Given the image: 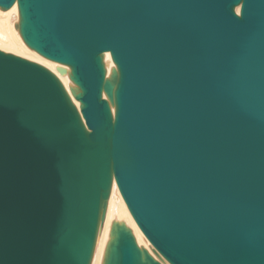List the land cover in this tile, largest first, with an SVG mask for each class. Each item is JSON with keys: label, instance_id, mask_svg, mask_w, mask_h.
Here are the masks:
<instances>
[{"label": "water", "instance_id": "obj_1", "mask_svg": "<svg viewBox=\"0 0 264 264\" xmlns=\"http://www.w3.org/2000/svg\"><path fill=\"white\" fill-rule=\"evenodd\" d=\"M14 4L70 85L0 50V264H92L114 182L102 264H264V0Z\"/></svg>", "mask_w": 264, "mask_h": 264}, {"label": "bare ground", "instance_id": "obj_2", "mask_svg": "<svg viewBox=\"0 0 264 264\" xmlns=\"http://www.w3.org/2000/svg\"><path fill=\"white\" fill-rule=\"evenodd\" d=\"M18 20L19 13L17 4H14V6L8 11L3 12L0 10V50L17 56H21L22 58H27V60H31L33 62L41 64L57 74V64L43 59L37 53H34L30 49H28L23 43L19 34L15 30V24L18 23ZM105 63L109 72L111 68L114 67L109 53L105 55ZM59 77L64 86L69 90L70 81L67 75ZM75 104L79 106L77 102H75ZM115 220L125 222L126 225L132 229L138 245L147 248L151 252L150 248L148 247L149 242L145 240L146 238H144L141 230L134 222L119 192V189L114 182L110 200L108 203L106 219L98 238L92 264H102L105 246L109 240L111 225Z\"/></svg>", "mask_w": 264, "mask_h": 264}, {"label": "rangeland", "instance_id": "obj_3", "mask_svg": "<svg viewBox=\"0 0 264 264\" xmlns=\"http://www.w3.org/2000/svg\"><path fill=\"white\" fill-rule=\"evenodd\" d=\"M15 23H16V22H15ZM15 23H14V24H15ZM17 33H18V32H17ZM34 53H35V52H34ZM20 57H21V56H20ZM23 58H24V57H23ZM25 59H27V58H25ZM43 59H44V58H43ZM45 60H46V59H45ZM30 61H31V60H30ZM47 61H48V60H47ZM57 74H58V73H57ZM58 75H59V74H58ZM59 76H60V75H59ZM67 77H68V76H67ZM144 238H145V237H144ZM145 240H146V239H145ZM146 242H147V241H146ZM147 243H148V242H147ZM148 245H149L148 247L150 248V243H148Z\"/></svg>", "mask_w": 264, "mask_h": 264}]
</instances>
